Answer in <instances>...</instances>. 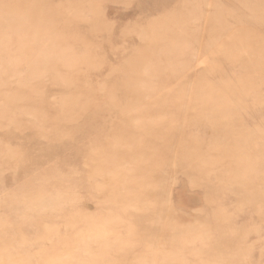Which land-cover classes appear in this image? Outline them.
Segmentation results:
<instances>
[{"label":"rangeland","instance_id":"rangeland-1","mask_svg":"<svg viewBox=\"0 0 264 264\" xmlns=\"http://www.w3.org/2000/svg\"><path fill=\"white\" fill-rule=\"evenodd\" d=\"M0 264H264V0H0Z\"/></svg>","mask_w":264,"mask_h":264}]
</instances>
